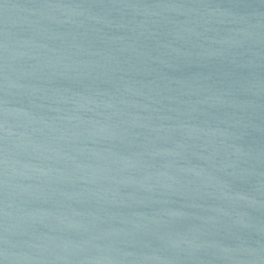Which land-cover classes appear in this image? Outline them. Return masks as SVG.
Listing matches in <instances>:
<instances>
[{"label":"water","instance_id":"water-1","mask_svg":"<svg viewBox=\"0 0 264 264\" xmlns=\"http://www.w3.org/2000/svg\"><path fill=\"white\" fill-rule=\"evenodd\" d=\"M0 264H264L263 0H0Z\"/></svg>","mask_w":264,"mask_h":264}]
</instances>
